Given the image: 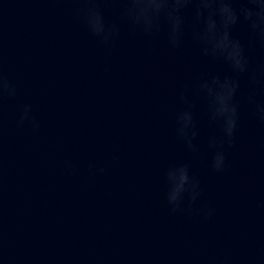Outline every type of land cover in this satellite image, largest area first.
Segmentation results:
<instances>
[{"label":"water","instance_id":"obj_1","mask_svg":"<svg viewBox=\"0 0 264 264\" xmlns=\"http://www.w3.org/2000/svg\"><path fill=\"white\" fill-rule=\"evenodd\" d=\"M71 7L0 0L3 65L20 89L4 103L0 135V264H213L221 254L264 264V125L242 109L219 173L207 143L220 130L202 100L199 152L174 133L182 86L221 67L188 38L171 50L163 34L149 42L126 28L106 54ZM252 55L264 60L259 48ZM23 103L38 133L16 126ZM65 159L78 175L66 173ZM90 160L106 174L89 177ZM185 162L204 190L200 202L216 210L211 220L168 210L164 171Z\"/></svg>","mask_w":264,"mask_h":264},{"label":"clouds","instance_id":"obj_2","mask_svg":"<svg viewBox=\"0 0 264 264\" xmlns=\"http://www.w3.org/2000/svg\"><path fill=\"white\" fill-rule=\"evenodd\" d=\"M72 5V17L110 54L127 29L134 37L143 35L149 42L163 34L171 50H180L186 38L199 49L201 57L219 65L222 71L201 73L186 82L177 100L181 107L174 113L176 138L186 150L196 154L199 130L196 122V99L207 105L209 124L219 126L220 134L208 138L210 168L223 172L228 167L226 153L236 144L242 109L264 125V60L252 55L257 48L264 52V0H62ZM111 9L115 19L106 12ZM242 28V32L240 31ZM19 86L5 72L0 47V135L6 100H15ZM17 127H28L33 133L40 122L31 103L18 106ZM118 157L113 156V161ZM66 173L78 175L79 168L70 159L63 161ZM89 177L106 174V168L88 161ZM164 200L171 214L182 213L211 220L215 208L201 201L203 188L192 174L189 163L169 166L163 174ZM110 195V193H109ZM0 241V261L5 260ZM213 264H236L229 254L217 256ZM241 264H249L241 261Z\"/></svg>","mask_w":264,"mask_h":264}]
</instances>
